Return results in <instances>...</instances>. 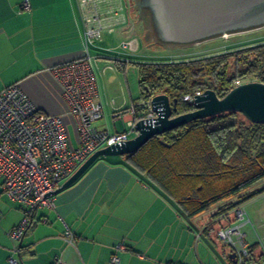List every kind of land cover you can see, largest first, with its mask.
<instances>
[{"label": "crops", "instance_id": "0c3cea01", "mask_svg": "<svg viewBox=\"0 0 264 264\" xmlns=\"http://www.w3.org/2000/svg\"><path fill=\"white\" fill-rule=\"evenodd\" d=\"M25 1L29 11L22 10ZM98 8L101 13L123 8L125 22L104 31L89 50L95 57L91 60L97 85L95 100L103 111L94 126L110 134L121 133L127 129V121L135 119L128 109L140 102L129 89L127 94L125 73L133 68L137 73L133 63L138 62L148 42L141 37V21L131 20L126 0H103ZM132 37L139 38L140 49L135 55H126L118 45ZM104 40L117 45L104 46ZM83 52L78 0H0V91L18 84L40 110L66 119L73 143L74 122L49 69L78 59ZM116 61L123 63V69ZM110 63V71H102ZM118 112L122 116L115 117ZM136 114L139 117V112ZM2 195L6 196L0 184V264H9L10 257L19 258L21 264H52L57 259L67 264H111L114 253L118 264H224L223 259L220 262L208 253L206 245L200 250L201 237H195V231L204 235L209 225L218 227V231L232 224L240 225L245 249L260 243L254 251L255 259L264 254V234L255 231L256 238L249 230L242 231L248 224L253 225L246 212L248 204L240 206L244 221H236L232 214L214 218L221 204L197 217H188L124 156L98 159L73 185L54 195L52 207L36 211L20 246L8 232L21 221L22 207ZM200 217L209 220L201 222ZM67 230L73 234L71 243L65 237ZM118 243H124L126 249L115 252ZM18 247L20 252L16 253ZM229 250L232 253L231 246ZM227 259V264H235L229 256Z\"/></svg>", "mask_w": 264, "mask_h": 264}, {"label": "trees", "instance_id": "16d2710c", "mask_svg": "<svg viewBox=\"0 0 264 264\" xmlns=\"http://www.w3.org/2000/svg\"><path fill=\"white\" fill-rule=\"evenodd\" d=\"M116 62L121 69L123 63ZM133 65L139 100L164 94L175 101L174 117L195 109L184 101L187 95L211 90L222 98L237 82L264 83V43L202 58ZM124 157L191 218L220 204L214 218L227 215L264 193V188L254 190L264 180V124L251 123L239 113L195 120L154 136ZM257 247L248 249L245 264L264 262V254L254 258ZM230 260L236 262V257Z\"/></svg>", "mask_w": 264, "mask_h": 264}, {"label": "built area", "instance_id": "2783aa9c", "mask_svg": "<svg viewBox=\"0 0 264 264\" xmlns=\"http://www.w3.org/2000/svg\"><path fill=\"white\" fill-rule=\"evenodd\" d=\"M83 22V54L73 61L58 64L51 69L60 87L68 112L74 122L76 144L71 139L66 119L47 114L35 105L18 84H12L0 91V184L2 192L13 202L21 205L23 217L8 232L13 241L20 242L34 220L37 210L54 205L48 196L69 179L96 151L105 147H116L137 136L139 121L153 120L151 98L141 100L128 109V113L138 119L127 121V129L110 134L99 131L95 122L103 116L102 106L96 102L97 85L91 67L90 48L101 40L103 32L112 31L116 25L125 22L123 8H110L107 13L99 12L103 0H78ZM22 10L29 11L27 1ZM118 48L126 55H135L140 49V40L132 37L122 41ZM253 82V81H249ZM245 83V82H243ZM241 84L237 82L236 85ZM184 101L193 105L194 97L185 96ZM122 116L121 112L115 117ZM233 215L236 221L244 220L242 207H238L223 217ZM2 212L0 210V216ZM239 224H232L217 231V237L232 247L235 264H245L248 249L244 246V236ZM65 237L72 242L73 234L67 230ZM239 245V246H238ZM238 246L239 248H237ZM124 243H118L115 252L124 251ZM20 252V248L15 250ZM111 264H118L114 253ZM9 264H21L19 258L10 257ZM52 264H67L57 259Z\"/></svg>", "mask_w": 264, "mask_h": 264}, {"label": "water", "instance_id": "95a60500", "mask_svg": "<svg viewBox=\"0 0 264 264\" xmlns=\"http://www.w3.org/2000/svg\"><path fill=\"white\" fill-rule=\"evenodd\" d=\"M141 3L146 8V18L153 34L158 40L166 42L198 43L226 33L264 26V0H141ZM151 104L156 117L148 123L139 121L136 137L120 146L96 151L48 196L53 197L73 185L99 158L132 154L154 136L171 132L195 120L235 112L251 123L264 124V83H241L222 98L206 90L194 97L193 111L174 117L175 101L171 102L168 96H153ZM234 257L235 254L230 255V258Z\"/></svg>", "mask_w": 264, "mask_h": 264}, {"label": "rangeland", "instance_id": "374dc122", "mask_svg": "<svg viewBox=\"0 0 264 264\" xmlns=\"http://www.w3.org/2000/svg\"><path fill=\"white\" fill-rule=\"evenodd\" d=\"M126 2L129 5V13H130L131 20L132 21L135 20L137 22L139 20L141 21L142 23V33H141L142 36L141 37L144 38L143 40H147L146 42H148L144 44L145 45L144 47H142L141 50L143 52L140 54L141 56L138 57V62H156V61L172 62V61H178V60H190L194 58H202V57H206L209 55H214L217 53L231 52V51L239 50V49H242L248 46L264 43V26L256 28V29L248 30V31H243V32L226 33L221 36L215 37L213 39H209V40L198 42V43L178 44V43L161 41V40H158L153 34L150 28V25L148 23V20L146 18V9L143 7L142 8L140 7L139 0H126ZM107 35L108 34H105L104 38L107 37ZM103 45L104 46H115L117 45V43L104 40ZM103 54L114 56L112 53L104 52ZM99 61L102 62L103 64L109 63L107 62V60L99 59ZM111 67H112V64L110 63V65L108 67L105 66L104 69H102V71L105 70L106 72H108L110 71ZM125 75L127 79V86H126L127 94H128V89H129L131 95L135 96L136 99L139 101L140 87L138 84L137 73L134 71V68H133V69H128ZM139 113H142V112H139ZM73 131H74V128H73ZM73 135H74V132H73ZM75 140L76 138L74 137V143L76 144ZM263 188H264V180L259 185H257L254 188V190L258 191ZM2 196L4 198L6 197L4 195ZM245 204L246 205L248 204L246 206V212L250 216L253 225L248 224V226H246L245 229H242V231L249 230L247 232L255 236H256L255 231H257V233H261V235H263L264 234V193L250 200L249 202ZM199 219L201 220L203 218L200 217ZM208 220L209 218L206 217L203 220H201V222L205 221V223H207ZM195 222L196 220H191V223H195ZM208 227H209L208 228L209 230L204 235H202V231L201 232L199 231V233L198 231H195L196 233L195 237H198V239H199V236L201 237L199 239L200 240V243H199L200 250H202L201 246L206 245L208 249H210L211 253L208 252L209 254L217 256L220 262H222V259H223L224 264H227V261H228L227 257L229 256L230 245L220 240L217 237L218 227L214 225L212 228H210V225ZM257 245L259 246L260 243ZM238 246L236 247L239 248ZM261 249H262V246H261ZM208 253H206L207 256L209 255ZM250 264H264V262L263 263L251 262Z\"/></svg>", "mask_w": 264, "mask_h": 264}, {"label": "flooded vegetation", "instance_id": "af4514ba", "mask_svg": "<svg viewBox=\"0 0 264 264\" xmlns=\"http://www.w3.org/2000/svg\"><path fill=\"white\" fill-rule=\"evenodd\" d=\"M139 5H140V7L142 8H145L143 5H142V3H141V0H139ZM146 9V8H145ZM142 10V9H141ZM152 20H151V16H150V22H151ZM152 23V22H151Z\"/></svg>", "mask_w": 264, "mask_h": 264}]
</instances>
